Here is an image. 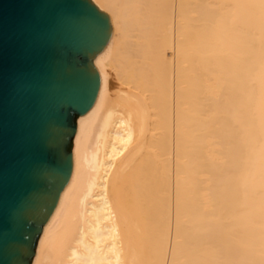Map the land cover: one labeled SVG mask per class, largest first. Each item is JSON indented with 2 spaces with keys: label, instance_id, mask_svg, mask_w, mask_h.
<instances>
[{
  "label": "bare ground",
  "instance_id": "1",
  "mask_svg": "<svg viewBox=\"0 0 264 264\" xmlns=\"http://www.w3.org/2000/svg\"><path fill=\"white\" fill-rule=\"evenodd\" d=\"M111 34L30 264H264V0H91Z\"/></svg>",
  "mask_w": 264,
  "mask_h": 264
},
{
  "label": "water",
  "instance_id": "2",
  "mask_svg": "<svg viewBox=\"0 0 264 264\" xmlns=\"http://www.w3.org/2000/svg\"><path fill=\"white\" fill-rule=\"evenodd\" d=\"M111 34L91 0H0V264H30Z\"/></svg>",
  "mask_w": 264,
  "mask_h": 264
}]
</instances>
